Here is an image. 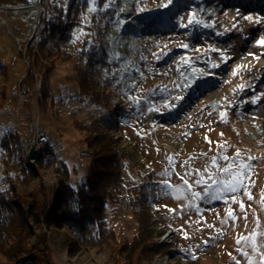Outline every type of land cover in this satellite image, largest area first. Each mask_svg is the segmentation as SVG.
Segmentation results:
<instances>
[{
    "label": "rangeland",
    "instance_id": "374dc122",
    "mask_svg": "<svg viewBox=\"0 0 264 264\" xmlns=\"http://www.w3.org/2000/svg\"><path fill=\"white\" fill-rule=\"evenodd\" d=\"M55 2L68 8L72 0ZM167 3L136 0L116 29L113 47L125 63L117 70L121 88L112 95L117 127L105 134L124 148L125 180L107 204L106 218L115 230L110 241L135 236V208L147 197L149 227L165 231L153 238L162 251L146 264H247L264 251V46L257 43L264 37V0H172L162 6ZM11 10L0 9V189L9 192L8 181H14L17 191L26 188L47 202L38 222L30 217V241L44 240L56 264H112L107 244L76 242L72 230L55 224L51 214L60 206L63 177L75 183L88 172L89 132L83 125L104 112L81 100L80 86L70 78L78 51L91 36V12L77 29L70 59L53 62L38 46L40 31L29 34L21 14L9 17ZM190 18L201 23L189 24ZM243 58L251 60L249 66L237 63ZM37 127L50 143L37 152L40 158L28 161ZM11 131L19 137L13 152L2 146ZM213 158L220 168L247 164L244 186L194 202L169 195L162 181L179 185L180 176L189 182L199 178L197 170L218 173ZM203 187L194 190L203 193ZM23 211L28 217L25 204ZM253 233L254 241L237 243Z\"/></svg>",
    "mask_w": 264,
    "mask_h": 264
},
{
    "label": "trees",
    "instance_id": "16d2710c",
    "mask_svg": "<svg viewBox=\"0 0 264 264\" xmlns=\"http://www.w3.org/2000/svg\"><path fill=\"white\" fill-rule=\"evenodd\" d=\"M133 3L136 0H72L68 8L56 4L42 21L38 35V46L45 58L54 59L53 62L67 61L71 57L77 29L82 26L84 15L91 12V36L78 51L70 78L80 86V99L104 112L92 123L83 125L89 132L88 152L85 154L90 160L88 172L75 183L63 177L58 194L60 206L55 205L51 214L55 224L66 227L67 232L72 230L76 242L107 244L112 264L152 262L163 246L155 243L153 238L165 231L149 227L151 204L147 197L137 202L138 230L131 240L111 242L115 230L106 218L107 204L117 198L125 180L124 148L117 139L105 134L106 129L117 127L112 116L116 109L112 95L121 88L117 70L125 63L124 58L116 54L113 43L119 20L131 4L134 6ZM25 4L27 0H0V5L4 6ZM93 7L96 10L90 11ZM108 87H112V91L104 94ZM118 107V111H124ZM18 140L15 132H8L3 137L2 146L13 152V148L17 149L14 143ZM8 190L0 189V256L5 258V262L0 264H56L44 240L38 244L30 241V217L38 222L47 202L41 203L40 194L26 188L17 191L14 181H8ZM24 204L27 205L28 217L24 215Z\"/></svg>",
    "mask_w": 264,
    "mask_h": 264
},
{
    "label": "snow or ice",
    "instance_id": "6c2138e0",
    "mask_svg": "<svg viewBox=\"0 0 264 264\" xmlns=\"http://www.w3.org/2000/svg\"><path fill=\"white\" fill-rule=\"evenodd\" d=\"M172 3V0H168L167 4L162 5L163 7H168ZM95 7L91 8L90 11H95ZM195 16V13H192V17ZM247 20H252L253 17L247 16L244 17ZM199 24L201 23L199 20H195L194 18L189 19V24ZM258 45L264 46V37H261L257 41ZM187 47V45H185ZM226 59V57H225ZM217 65L213 64L212 67L215 68ZM235 74V73H234ZM225 114L221 113V117L223 118ZM237 157H239L240 153L237 152ZM224 161H228L229 158L227 156L222 157ZM170 162L171 158H170ZM211 164L213 167H216L218 169V173H200L199 170H197V174L199 178L195 179L192 182H189L188 179H185L184 176H180V180L182 181L179 185H173L170 183L169 180H164L162 183L166 186L167 189H169V195H172L175 199H180L182 196L186 198H190L193 202L198 201L205 196L209 199H217L221 198L222 193H236L240 188L244 186V170L248 168V165L243 163L242 161L238 164V166L234 167L232 163H228L226 167L220 168L217 163V158H213L211 161ZM223 174L227 178L218 179L217 176L219 174ZM167 175V173H165ZM179 175V174H177ZM185 176H190L192 173L185 172ZM194 185H202L203 187V193L201 191H195ZM232 199L235 200V196H232ZM249 199H252L251 195L249 194ZM189 206H192L190 203ZM241 208L243 209L244 205L241 202ZM165 208L168 206L165 205ZM183 207V205L181 206ZM173 212H175V209H172ZM229 216H233L231 210H229ZM256 233L251 234L250 236L243 237L237 240V243H241V240L247 242V241H254L256 237ZM185 236L187 237V233H185ZM205 244L208 243V241H204ZM255 246V245H254ZM241 254L243 256H248V253L246 251L241 250ZM258 259L253 261L249 259L247 261V264H264V251H260L257 253Z\"/></svg>",
    "mask_w": 264,
    "mask_h": 264
},
{
    "label": "bare ground",
    "instance_id": "6f19581e",
    "mask_svg": "<svg viewBox=\"0 0 264 264\" xmlns=\"http://www.w3.org/2000/svg\"><path fill=\"white\" fill-rule=\"evenodd\" d=\"M17 10L15 12V14L22 12L23 16H24V20L27 23L28 27H29V31L35 32L38 31L41 27V23L42 21L45 19V17L47 16V13L49 12V10L51 8H54L55 6L52 5L50 2H42V9H41V5L35 1V3H33V5H30V7L26 10L23 11L22 8H19L20 6H14ZM14 8V10H15ZM0 9H8L12 11V15L10 14L9 17L13 16V6H3L0 5ZM41 10H43L45 13H43V15H41ZM3 21H7V19L5 20V18H3ZM31 33V34H32ZM238 64L240 65H245V66H249L251 60L248 59H237L236 60ZM261 67H264V61L261 64ZM48 146V144H41V146L37 147V152L40 153L42 152L45 147ZM53 151L55 152V148H53ZM175 248V247H174Z\"/></svg>",
    "mask_w": 264,
    "mask_h": 264
},
{
    "label": "built area",
    "instance_id": "2783aa9c",
    "mask_svg": "<svg viewBox=\"0 0 264 264\" xmlns=\"http://www.w3.org/2000/svg\"><path fill=\"white\" fill-rule=\"evenodd\" d=\"M36 2H38L40 5H41V9H42V2H50L52 5H54L55 7H56V3H55V1L54 0H37ZM33 3H35V1H33V0H28V2H27V4H25V5H21L19 8H22L23 9V11H26L27 12V10H26V8L28 9L29 7H30V5H33ZM16 10L17 9H15L13 12H14V14H15V12H16ZM43 13H45L43 10H41V15H43ZM19 14H21V17H22V19L24 20V16H23V14H22V12H20ZM16 15H18V13L16 14ZM1 19H3L2 17H1ZM4 22H6L7 23V21H4ZM32 33V31H30L29 32V34H31ZM34 140H35V142H36V148L38 147V146H41V144H49L50 142V139H49V137L47 136V134H46V132H44V130H42L40 127H37V130L34 132ZM55 151H56V149H55ZM58 152H53L52 154H57Z\"/></svg>",
    "mask_w": 264,
    "mask_h": 264
},
{
    "label": "water",
    "instance_id": "95a60500",
    "mask_svg": "<svg viewBox=\"0 0 264 264\" xmlns=\"http://www.w3.org/2000/svg\"><path fill=\"white\" fill-rule=\"evenodd\" d=\"M33 1H36V0H33ZM37 151L38 150L36 148V142H35V140H32L30 148L28 150L29 158L34 160L36 158V156H37Z\"/></svg>",
    "mask_w": 264,
    "mask_h": 264
}]
</instances>
